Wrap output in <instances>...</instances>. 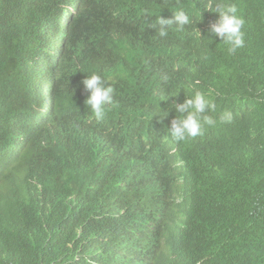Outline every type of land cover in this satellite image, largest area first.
I'll list each match as a JSON object with an SVG mask.
<instances>
[{
  "label": "trees",
  "instance_id": "trees-1",
  "mask_svg": "<svg viewBox=\"0 0 264 264\" xmlns=\"http://www.w3.org/2000/svg\"><path fill=\"white\" fill-rule=\"evenodd\" d=\"M223 2L235 54L206 0H0V264H264V0ZM178 5L193 23L157 38ZM92 72L116 90L103 122ZM195 90L217 124L174 142L165 111Z\"/></svg>",
  "mask_w": 264,
  "mask_h": 264
},
{
  "label": "clouds",
  "instance_id": "clouds-1",
  "mask_svg": "<svg viewBox=\"0 0 264 264\" xmlns=\"http://www.w3.org/2000/svg\"><path fill=\"white\" fill-rule=\"evenodd\" d=\"M204 11L218 14V19L208 26V35L219 38L229 54H235L245 46L243 31L245 21L240 15L237 4L225 3L223 0L219 2L206 0ZM172 14V18H164L159 14L155 16V22L149 25L154 29L157 38H166L170 32H183L193 23V17H195L182 5H178ZM199 15L202 16L201 10ZM197 33L201 37L198 30ZM164 79L167 80L168 77L165 76ZM81 84L86 94L84 100L86 109L97 122H103L108 113L116 107V90L112 78L92 72L81 81ZM173 110L177 115L171 120L167 132L177 143L202 136L206 127H215L217 124V120L210 115L216 111V103L211 91L195 90L183 103L172 104L163 117H167ZM232 119L231 111H223L219 116V121L222 123H229Z\"/></svg>",
  "mask_w": 264,
  "mask_h": 264
}]
</instances>
